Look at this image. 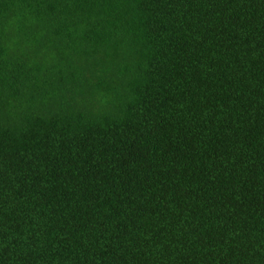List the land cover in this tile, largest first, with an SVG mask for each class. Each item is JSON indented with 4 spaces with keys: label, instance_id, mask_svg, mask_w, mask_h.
Wrapping results in <instances>:
<instances>
[{
    "label": "trees",
    "instance_id": "obj_1",
    "mask_svg": "<svg viewBox=\"0 0 264 264\" xmlns=\"http://www.w3.org/2000/svg\"><path fill=\"white\" fill-rule=\"evenodd\" d=\"M0 264H264V0H0Z\"/></svg>",
    "mask_w": 264,
    "mask_h": 264
},
{
    "label": "clouds",
    "instance_id": "obj_2",
    "mask_svg": "<svg viewBox=\"0 0 264 264\" xmlns=\"http://www.w3.org/2000/svg\"><path fill=\"white\" fill-rule=\"evenodd\" d=\"M97 99H98L100 104H104L107 101V97L104 95L103 92H98Z\"/></svg>",
    "mask_w": 264,
    "mask_h": 264
}]
</instances>
